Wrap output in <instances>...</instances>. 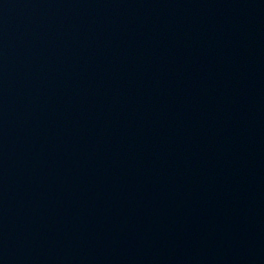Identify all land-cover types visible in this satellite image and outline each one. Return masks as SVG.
<instances>
[{"label": "water", "instance_id": "1", "mask_svg": "<svg viewBox=\"0 0 264 264\" xmlns=\"http://www.w3.org/2000/svg\"><path fill=\"white\" fill-rule=\"evenodd\" d=\"M0 264H264V0H0Z\"/></svg>", "mask_w": 264, "mask_h": 264}]
</instances>
